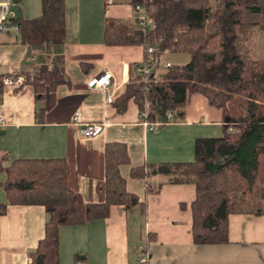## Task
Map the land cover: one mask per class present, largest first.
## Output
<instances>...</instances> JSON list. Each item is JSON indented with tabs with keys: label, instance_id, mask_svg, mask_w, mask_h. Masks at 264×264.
I'll list each match as a JSON object with an SVG mask.
<instances>
[{
	"label": "crops",
	"instance_id": "0c3cea01",
	"mask_svg": "<svg viewBox=\"0 0 264 264\" xmlns=\"http://www.w3.org/2000/svg\"><path fill=\"white\" fill-rule=\"evenodd\" d=\"M17 1L16 16L31 19L40 15L41 0ZM109 18L131 24L130 1L65 0V38L49 52L43 46L21 43L15 33L0 35V76L33 75L53 55H62L69 79V84L58 85L51 106L45 89L42 120L36 116L37 104L28 81L18 88L3 86L0 182L6 179L5 168L14 159L65 158L68 188L86 203H100L104 201V146L121 142L129 160L120 165V173L138 205L130 209L111 205L105 218L60 226L59 264H264V214H231L228 242L194 244L190 207L194 184L166 183L146 194L145 179L131 175L134 167L145 163L192 161L195 139L220 136L224 119L221 109L200 93L187 95L181 117L153 129L145 124L149 121L133 100L119 111L117 98L130 81V65L143 60L144 46L139 42L106 43L104 29ZM251 50L248 48L253 57ZM160 57L158 71L166 62L181 65L188 60L186 53L169 51ZM105 70L112 73L106 90L87 86L90 77ZM108 95H112V103H106ZM242 100L236 95L227 103L232 116L244 113ZM76 111L81 123L102 124V132L96 137L82 136L72 119ZM158 180L149 182L156 185ZM2 202L7 199L0 185ZM141 202H145L143 209ZM47 218L40 205L8 204L0 215V264H29L44 236ZM131 238L135 240L131 242ZM141 254L147 256L146 261H140Z\"/></svg>",
	"mask_w": 264,
	"mask_h": 264
},
{
	"label": "trees",
	"instance_id": "16d2710c",
	"mask_svg": "<svg viewBox=\"0 0 264 264\" xmlns=\"http://www.w3.org/2000/svg\"><path fill=\"white\" fill-rule=\"evenodd\" d=\"M129 1L135 5L143 0ZM145 4L155 21L154 31L143 33L135 21L128 24L109 18L105 22L106 43L156 47L151 75L156 82L145 90L136 74L139 63H132L130 81L117 98L118 110L124 111L129 100L144 110L146 100L149 122L163 121L168 110H176L177 119L183 115L187 95L200 93L221 109L224 122L220 136L195 139L192 161L145 163L134 167L131 175L145 179L146 194L166 183L194 184L193 243L223 244L228 242L231 214H264V50L261 58L254 59L245 47L253 27L264 36V0H217L213 9L208 0H145ZM13 21L19 26L15 34L21 43L43 46L49 52L65 38V0H41L39 16L24 19L17 15ZM164 51L186 53L188 60L158 71ZM25 79L33 87L36 116L42 120L45 89L51 106L58 85L69 84L63 56L53 55L50 63H43ZM236 95L243 97L240 116H232L227 108ZM128 160L123 143L105 144L104 201L100 203H86L68 188L65 158H18L5 168L6 179L0 185L7 203H0V215L8 204L40 205L48 215L44 236L29 264H59L60 226L105 218L111 205L126 209L138 205L120 173V165ZM150 179L159 180L154 185Z\"/></svg>",
	"mask_w": 264,
	"mask_h": 264
},
{
	"label": "built area",
	"instance_id": "2783aa9c",
	"mask_svg": "<svg viewBox=\"0 0 264 264\" xmlns=\"http://www.w3.org/2000/svg\"><path fill=\"white\" fill-rule=\"evenodd\" d=\"M17 0H0V35H8L11 33H17L19 31V26L13 21L16 17L13 8L16 7ZM109 3L112 0H108ZM132 5V19L137 23V25L142 29L143 33H148L154 31L156 28L154 18L148 13L145 0L141 3ZM160 40V39H159ZM156 51V47L151 43H146L144 46L145 58L139 63L136 68V74L138 78L143 82L144 89L148 90L156 79L151 78L152 68L156 64L153 53ZM170 62L164 64L165 67L170 66ZM4 87H14L18 88L23 82L26 81L24 76L21 75H5L1 78ZM112 73L109 70L101 72V74L94 75L90 77L87 81V86L90 88H98L101 90H106L111 85ZM112 95L106 97V103H112ZM145 102V109L141 110V115L145 121L147 120V101ZM176 115V110H168L165 114V119L163 121L156 122H146L149 129L157 128L158 126L164 125L168 122L174 121ZM73 121L78 127V132L84 137H96L102 132V124L97 123H81L79 121V112L76 111L73 114ZM4 123V119L0 117V126ZM147 256L141 254L140 261H146Z\"/></svg>",
	"mask_w": 264,
	"mask_h": 264
},
{
	"label": "rangeland",
	"instance_id": "374dc122",
	"mask_svg": "<svg viewBox=\"0 0 264 264\" xmlns=\"http://www.w3.org/2000/svg\"><path fill=\"white\" fill-rule=\"evenodd\" d=\"M217 3V0H208V5L213 9L215 7ZM15 10V8H13ZM16 11V10H15ZM263 43H264V39H263V33L262 31L257 28L254 27L252 28V30L249 33V39L248 41L245 43V47L251 50V55L253 56V58H261L262 57V53H263ZM161 58V57H160ZM159 58V62H162ZM132 219V218H131ZM131 242L134 241L135 239L131 238Z\"/></svg>",
	"mask_w": 264,
	"mask_h": 264
}]
</instances>
